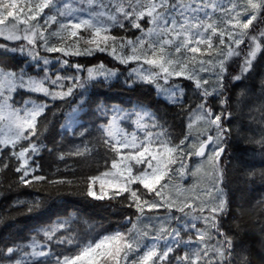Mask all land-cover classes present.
Wrapping results in <instances>:
<instances>
[{"label":"snow or ice","instance_id":"6c2138e0","mask_svg":"<svg viewBox=\"0 0 264 264\" xmlns=\"http://www.w3.org/2000/svg\"><path fill=\"white\" fill-rule=\"evenodd\" d=\"M211 8L212 12L208 10V0H192L189 4H185L183 0H40L35 5L28 3L23 7L20 0H0V26H3L0 27V36L8 41L26 42L13 46L0 44V60L19 53L31 57L37 64L41 61L43 64L38 69V72L43 73L40 78L29 75L24 68L6 70L0 67V154L14 157L18 161L14 170L19 174V184L27 187L34 181L46 180L44 175L36 174L39 166L32 157L39 154L38 142L43 135L44 123L39 118L43 116L47 120L45 113L50 107L49 101L67 100L77 89H86L90 82L101 78L105 81L118 78L116 70H104L105 66L102 64L99 71L87 68V78H82L80 73L85 69L66 58L107 53L122 65H134L124 80L126 86L153 85L159 93L166 96L169 103L181 108H184L183 87L176 83L165 88L160 81L169 84L172 78H176L192 82L201 97L195 119L204 122L206 131L214 130V135L210 133L199 144L193 143L194 150L189 152L186 150L189 143L187 138L177 144L163 138V128L157 123L158 118L142 106H137L135 111L124 108H109L105 111L97 102V107L105 116L109 112H115L121 120H132L135 117L133 123L145 129L148 127L145 120L149 119L151 127H160L161 132L154 134L146 130L144 138L135 133L129 138L119 126L116 115L101 124L100 144L113 154L111 169L114 171H104L101 175L89 177L84 190L86 196L97 201L117 200L140 214L158 210L165 207L161 202L164 197L160 191L165 185L161 181L169 176L170 171L173 175L179 173L181 176L189 172L185 161L193 155L205 157L212 165L217 176L216 186L212 191L218 193L217 202L210 208L206 209L204 205L198 204L193 209L201 213V216L194 219H203L206 224H210L215 229V237L191 223L185 227L195 229V240L189 237L188 241H184L182 237L183 228L162 224L161 235L170 237L165 240L163 248L157 247L155 243L152 246L142 245L140 233L133 229L94 238H81L72 227L78 218L71 217L57 221L54 226L39 229L24 247H6L3 255L7 259L0 261V264H172L170 254L181 243H187L188 247L182 256L174 257L176 264H233L235 245L230 237L219 231L217 223L227 206L223 190L218 186L223 179L219 164L225 151L224 137L231 132L226 127V121L232 115L227 107L232 103L229 96L230 85L233 88L240 87L235 82L244 79L252 70L257 54L264 49V29H260L258 34L247 31L254 21L264 16V0H244L242 4L232 2L228 8L212 4ZM45 9L53 14L47 15L41 25L38 17ZM215 11L224 13L219 22L212 19ZM21 24L25 25L23 29L19 27ZM52 24H58V29L48 32V27ZM113 28L124 32L134 29L140 35H117L112 32ZM52 37L56 41H52ZM246 38L247 54L243 56L240 73L230 76L228 61L234 56H241L243 50L240 46L245 44ZM38 47L48 53L62 54L58 59L60 67L75 69V72L50 75L47 67L50 61L47 57L40 56ZM197 54L201 57L207 55L208 59L199 58ZM143 65L149 67L145 69ZM205 72L213 74L215 83L211 89L207 87L209 79L200 75ZM22 89L40 93L48 97L49 101H28L23 107H17L14 94ZM243 95V91L237 94V105L241 103ZM217 102L222 106L219 112L213 108V104ZM84 135L81 131L80 136ZM255 142L264 148V137ZM209 144L214 147L211 154L206 155ZM125 149L128 151L123 153ZM92 152V147L82 144L68 155L85 156ZM60 159H64L63 154ZM177 162L179 167L172 168ZM8 167V163H3L0 171ZM198 171L199 168L190 171V174L195 176ZM48 182L72 184L71 180ZM155 197H161V201H157ZM40 207V201L33 200L26 205L25 210L32 213ZM167 207L169 211L174 208L187 215L185 209L193 208V204L187 200L179 203L168 201ZM205 211L210 215H204ZM219 237H223V240ZM256 242L264 243V234ZM53 245L56 247L53 248ZM246 259L243 257L242 264H245Z\"/></svg>","mask_w":264,"mask_h":264},{"label":"trees","instance_id":"16d2710c","mask_svg":"<svg viewBox=\"0 0 264 264\" xmlns=\"http://www.w3.org/2000/svg\"><path fill=\"white\" fill-rule=\"evenodd\" d=\"M20 2L23 7L28 3L35 5L40 0H20ZM52 14L45 9L38 17L40 24L43 25L46 16ZM19 27L23 29L25 25L21 24ZM57 27L58 24H52L48 27V32L54 31ZM260 29H264V16L253 22L249 32L258 34ZM112 32L127 37L140 35L134 29L124 32L122 29L113 28ZM51 40L56 41L53 37ZM0 44L13 46L26 42L8 41L0 36ZM41 48L38 47L37 51L41 57L49 59L50 63L47 67L50 75L54 76L57 72L65 75L75 72V69L60 67L58 59L62 54L46 53ZM240 49L243 50L241 56H234L228 61L230 76L240 73L243 56L247 54V46L242 44ZM66 59L79 63L85 69L80 73L82 78H87V68L97 69L101 64L105 66V70H116L118 78L114 77L106 81L101 78L99 81L90 82L86 89H77L76 93L67 100L55 102H50L48 97L40 93L29 92L26 89L14 94L17 107H23L28 101L50 103L45 113L47 120L45 121L43 116L39 118L40 121H44L43 135L38 142L39 154L32 157L39 166L36 174L44 175L46 180L34 181L27 187L19 184V174L14 170L18 161L14 157L0 154V165L9 164L7 169L0 171V261L7 259V256L3 255L6 247H24L39 229L54 226L57 221L68 220L71 217L78 218L77 223L72 227L81 238H94L131 228L139 214L135 209L125 207L117 200H94L87 197L84 191L89 177L101 175L110 168L113 155L100 144L99 126L118 113L109 112L107 116L103 115L97 107V102L105 111L109 108L135 111L137 106H142L158 118L157 123L163 128V138L172 144L186 139L187 116L201 102L199 91L188 80L175 81L183 87L184 108L158 96L153 85L126 86L124 80L131 66L120 64L107 53L72 56ZM0 67L6 70L24 68L35 78L43 76V73L38 72V69L43 67L42 61L37 64L26 54L17 53L14 56L10 54L8 59L0 60ZM235 83L240 87L233 88L230 85L229 96L232 103L227 107L232 115L226 121V127H229L231 132L224 137L225 151L220 157L219 164L223 172L220 186L227 206L217 223L219 231L230 237L235 245L233 264H242L243 257L247 258L245 264H264V243L256 242L257 238L264 234V148L255 142L264 137V49L257 54L252 70L244 79ZM241 91L244 95L241 103L237 105L236 97ZM81 92H83L82 96ZM213 108L219 112L222 106L217 102L213 104ZM155 130L161 132L160 127ZM81 131L85 133L84 136H80ZM82 144H88L93 148L91 155H68ZM61 154L64 155V159H60ZM193 159L190 157V160ZM171 167L176 168L177 163ZM169 175L170 178L178 181L176 174L173 175L170 171ZM49 180H71L72 184H50ZM33 200H39L41 207L35 212L28 213L25 210L26 205ZM212 232L215 237V229L212 228ZM182 237L184 241H188L189 237L192 238L189 233ZM219 239L222 241L223 237ZM55 247L53 245V248ZM185 250V243L175 248L170 254L172 264H176L174 257L182 256Z\"/></svg>","mask_w":264,"mask_h":264},{"label":"rangeland","instance_id":"374dc122","mask_svg":"<svg viewBox=\"0 0 264 264\" xmlns=\"http://www.w3.org/2000/svg\"><path fill=\"white\" fill-rule=\"evenodd\" d=\"M183 2L185 4H189L192 2V0H183ZM232 2L242 4L244 0H208L209 3L208 10L212 12V8H211L212 4H216L223 8H228L231 6ZM223 15L224 13L220 11H215L212 13V19L219 22L220 18ZM243 18L246 19L247 17H243ZM247 31H250V29ZM53 38L56 39L55 37ZM247 44H248V40L246 38L244 45L247 46ZM41 50L45 51L43 48H41ZM125 51L128 50L126 49ZM197 56L202 59H208L207 55L201 57L199 56V54H197ZM129 66L133 67L134 65H129ZM143 67L147 69L149 66L143 65ZM96 70L99 71L100 69L97 68ZM200 75L205 76L209 79L210 83L209 85H207V87L211 89L212 85L215 83V80L213 79V74L211 72H205V73H200ZM176 80H177L176 78H172V80L169 81V84H164L163 80H161L160 84L163 87L168 88L170 85L176 84L175 82ZM157 95L168 101L166 96L162 93H159L158 90H157ZM196 108L197 106L193 108L192 111L187 116L186 138L189 143L186 150L189 152L194 150L192 148L193 143L199 144V142L201 140L206 139L207 135L210 133L214 135V130L206 131V125L204 124V122L197 121L195 119ZM133 120H128V119L121 120L119 119V114L117 115V122L119 126L124 129V131L129 135V138L131 137L132 133H135L140 138H144V133L146 130L151 131L154 134L159 133L151 127V121L149 119L145 120V124L148 125L147 129L138 127L135 123H133ZM190 123H191V127H189ZM213 147H214L213 144H211L208 147L206 155L211 154ZM127 151L128 150L125 149L123 150V153H126ZM191 157L194 158V155ZM185 162L187 163L188 169L190 171H196V169L199 168V171L196 173V175L195 176L191 175L190 171L186 172L184 176H181L179 173H176V177L178 178V181H175L172 178H170V175L166 177L165 180L161 181V184L165 185V187L160 188L161 195L162 197H164V200L161 201V197H155L157 201H161L162 203H164L165 207H162L158 210H153L151 212L146 211L144 214L139 213L138 216L134 219V222L132 223L130 229H133L134 232L140 233V240L142 245L152 246L155 243L156 246L159 248L164 247L165 240L169 239L170 237L161 235L160 228L162 224L171 225V227L183 228L184 230L182 231V236L189 233L191 234L193 240H195V229H190L185 227L186 225H190L191 223H195L199 229L205 231L208 234L213 235L212 227L210 224H206L203 219H194L195 217L201 216V213L198 210H193V209L195 208V205L198 204L204 205L205 208L207 209L217 202L216 196L218 195V193L212 191L213 187L216 186L217 176L213 172L212 165L207 161L205 157H203L202 159L194 158L193 160H190V158H186ZM178 167H179V162H177L176 168ZM106 171H114V170L111 169V165H110V168ZM218 186L221 188L220 184ZM98 187L99 185L97 184L96 188L98 189ZM157 187L159 188V186ZM185 200H187L188 203L193 204V208L185 209V212L188 213L187 215L179 211H176L174 208L171 211H169L167 207L168 201H175L179 203ZM203 214L210 215V213H208L207 211H205V213ZM169 217H176L177 219H169ZM133 225H135V228H133ZM155 237H159V239H154ZM212 242H215V240H213ZM185 247L186 248L188 247L187 243H185ZM141 251H143V247Z\"/></svg>","mask_w":264,"mask_h":264},{"label":"water","instance_id":"95a60500","mask_svg":"<svg viewBox=\"0 0 264 264\" xmlns=\"http://www.w3.org/2000/svg\"><path fill=\"white\" fill-rule=\"evenodd\" d=\"M210 145H211V144H209L208 147H209ZM208 147L206 148V152H207ZM194 157H195V159H202V158H203V157H197V156H194Z\"/></svg>","mask_w":264,"mask_h":264}]
</instances>
